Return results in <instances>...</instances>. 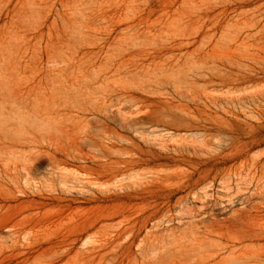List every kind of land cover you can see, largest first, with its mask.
<instances>
[{"label":"rangeland","instance_id":"374dc122","mask_svg":"<svg viewBox=\"0 0 264 264\" xmlns=\"http://www.w3.org/2000/svg\"><path fill=\"white\" fill-rule=\"evenodd\" d=\"M173 263L264 264V0H0V264Z\"/></svg>","mask_w":264,"mask_h":264},{"label":"bare ground","instance_id":"6f19581e","mask_svg":"<svg viewBox=\"0 0 264 264\" xmlns=\"http://www.w3.org/2000/svg\"><path fill=\"white\" fill-rule=\"evenodd\" d=\"M178 57H179V56H178ZM133 97H134V96H133ZM127 99H128V98H127ZM136 99H137V97H136ZM123 100H126V99L124 98ZM130 100H131V99H130ZM104 102H105V101H104ZM113 102H115V101H113ZM164 111H165V110H164ZM106 114H108V113H106ZM110 117H111V116H110ZM133 123H134V122H133ZM121 124H122V123H121ZM121 126H122V125H121ZM131 126H132V125H131ZM137 128H138V127H137ZM111 134H112V133H111ZM115 135H116V134H115ZM118 138H119V137H118ZM113 139H114V138H113ZM127 140H128V139H127ZM129 141H130V140H129ZM115 142H116V141H115ZM94 147H95V146H94ZM98 147H99V146H98ZM252 159H253V158H252ZM252 161H253V160H251V162H252ZM251 165H252V164H251ZM251 165H250V166H251ZM251 167H252V166H251ZM251 167H250V168H251ZM250 170H251V169H250ZM243 176H244V175H243ZM203 194H204V193H203ZM203 199H205V198H203ZM255 209H258V207H256ZM248 215H249V214H248ZM249 216H250V215H249ZM247 217H248V216H247ZM243 221H245V220H243ZM182 227H183V226H182ZM184 227H185V226H184ZM168 232H169V231H168ZM154 234H155V233H154ZM167 237H168V236H167ZM180 239H181V238H180ZM216 239H217V238H216ZM217 240H218V239H217ZM217 240H216V241H217ZM142 242H143V241H142ZM202 248H203V247H202ZM140 249H141V247H140ZM198 250H199V249H198ZM202 250H203V249H202ZM196 251H197V250H196ZM200 252H201V251H200ZM192 253H193V252H192ZM209 253H211V252H209ZM142 254H143V253H142ZM214 254H215V253H214ZM236 254H238V253H236ZM193 255H196V254H193ZM193 255H192V256H193ZM188 256H189V255H188ZM192 256H191V257H192ZM144 260H145V259H144ZM203 261H204V260H203ZM173 262H174V260H173ZM190 262H191V261H190ZM191 263H192V262H191ZM173 264H174V263H173Z\"/></svg>","mask_w":264,"mask_h":264}]
</instances>
